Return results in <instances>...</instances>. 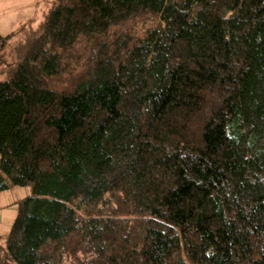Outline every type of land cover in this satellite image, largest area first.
<instances>
[{"label": "trees", "instance_id": "trees-1", "mask_svg": "<svg viewBox=\"0 0 264 264\" xmlns=\"http://www.w3.org/2000/svg\"><path fill=\"white\" fill-rule=\"evenodd\" d=\"M48 6L0 35V264H264V0Z\"/></svg>", "mask_w": 264, "mask_h": 264}, {"label": "rangeland", "instance_id": "rangeland-1", "mask_svg": "<svg viewBox=\"0 0 264 264\" xmlns=\"http://www.w3.org/2000/svg\"><path fill=\"white\" fill-rule=\"evenodd\" d=\"M50 2L51 0H0V35L6 36L16 31L27 21L34 20L37 24L50 7ZM14 42L6 50L9 59ZM29 195V187H16L0 193V245L4 243L16 217L17 203Z\"/></svg>", "mask_w": 264, "mask_h": 264}]
</instances>
